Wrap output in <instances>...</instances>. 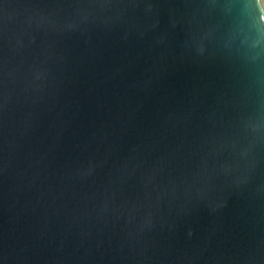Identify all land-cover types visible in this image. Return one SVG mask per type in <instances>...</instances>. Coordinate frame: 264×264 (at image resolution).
Wrapping results in <instances>:
<instances>
[{
  "label": "water",
  "instance_id": "obj_1",
  "mask_svg": "<svg viewBox=\"0 0 264 264\" xmlns=\"http://www.w3.org/2000/svg\"><path fill=\"white\" fill-rule=\"evenodd\" d=\"M0 264H264V0H0Z\"/></svg>",
  "mask_w": 264,
  "mask_h": 264
}]
</instances>
